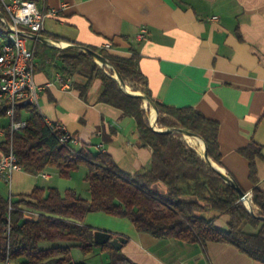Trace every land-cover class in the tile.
Segmentation results:
<instances>
[{"label":"crops","instance_id":"crops-1","mask_svg":"<svg viewBox=\"0 0 264 264\" xmlns=\"http://www.w3.org/2000/svg\"><path fill=\"white\" fill-rule=\"evenodd\" d=\"M35 2L43 11L56 10L45 17L44 40L31 36L27 41L33 49L34 81L42 86L36 106L45 120L62 124L80 146L108 153L127 174L145 169L152 148L140 142L133 117L99 101L101 80L93 79L82 97L77 85L86 77L75 73L64 78L56 68L60 54L76 49L70 44L115 56L134 55L154 101L192 107L217 123L220 164H215L249 194V204L255 185L241 150L251 143L260 146L254 165L256 186L264 191V0ZM141 28L145 36L138 39ZM67 79L70 87L64 83ZM15 171L51 178L46 170L42 172L47 176ZM151 187L160 194L166 191L161 181ZM227 221V215H218L214 223L225 228ZM120 223L112 234L127 238L121 251L138 264H261L230 243L156 238L136 231L128 220ZM257 229L245 226L249 232Z\"/></svg>","mask_w":264,"mask_h":264},{"label":"trees","instance_id":"trees-1","mask_svg":"<svg viewBox=\"0 0 264 264\" xmlns=\"http://www.w3.org/2000/svg\"><path fill=\"white\" fill-rule=\"evenodd\" d=\"M0 12L5 19V22L0 19V40L5 41L11 19L1 5ZM88 47L110 65L100 67L87 52L72 49L60 54L57 70L64 78L75 73L86 77L84 84L77 85L82 97L91 81L99 78L102 83L99 101L134 118L140 142L152 148L151 160L145 169L127 174L108 153L86 145L74 147L69 141L60 142L62 132L47 124L36 105L21 101L16 104L15 120H24L25 126L13 132L5 106L0 107L2 151L7 152L11 145L21 168L34 175L54 168L61 177H69L84 166L89 189L88 198L73 189L62 192L55 186L42 185L15 196L0 193V264H76L72 248L88 255L95 247L108 252L109 264H138L109 242L96 244L95 229L83 223L91 212L127 219L136 231L156 238L230 243L264 264V219L260 218L264 217V191L256 186L254 165L260 146L251 143L241 150L249 160V179L255 185L249 210L239 201L234 186L205 161L202 152L189 144L184 134L170 130L196 133L204 140L210 159L220 164L217 123L192 107L177 108L154 101L145 88V78L134 55L115 56ZM119 83L130 91H142L153 102L155 109L150 117L157 129L151 126L142 100L124 92ZM157 181L166 186L162 194L151 187ZM186 196L190 199H185ZM207 211L213 214L206 216ZM218 215L228 216L225 228L215 225ZM246 225L258 229L249 232Z\"/></svg>","mask_w":264,"mask_h":264},{"label":"built area","instance_id":"built-area-1","mask_svg":"<svg viewBox=\"0 0 264 264\" xmlns=\"http://www.w3.org/2000/svg\"><path fill=\"white\" fill-rule=\"evenodd\" d=\"M0 5L11 19V23L7 26L10 28V34L18 38L22 46V53L15 71L7 72L8 50L4 44L0 43V107L5 106V116L8 120L10 132H13L25 126L24 120H15L16 104L21 101L37 105L38 92L42 89V86L37 85L34 81L33 49L27 41L31 36L44 40L41 31L44 28L45 17L48 14H54L56 10L51 8L43 11L38 8L35 0H0ZM0 19L5 22L3 15H0ZM214 19H216V16H214ZM144 36L145 28H141L137 38L143 39ZM106 46L108 47V44ZM58 80L62 81V78L58 77ZM64 83L67 87L71 85L69 79ZM145 107L147 106L145 105ZM46 122L54 130L62 132L59 138L60 142L69 141L72 146L80 147L77 139L68 134L62 124L47 120ZM20 169L22 168L11 145L7 152H0V178L7 185L10 186L12 172ZM40 174L47 176L43 172H40Z\"/></svg>","mask_w":264,"mask_h":264},{"label":"rangeland","instance_id":"rangeland-1","mask_svg":"<svg viewBox=\"0 0 264 264\" xmlns=\"http://www.w3.org/2000/svg\"><path fill=\"white\" fill-rule=\"evenodd\" d=\"M97 63L98 65L101 64L98 61ZM142 105L149 118L152 112L151 106L148 104V107H145L143 102ZM184 138L189 144L195 147L198 152H202V145L198 139L190 136H185ZM46 171L51 174V178L47 180L38 177L35 179L34 176L28 175L24 172L16 173V171H14L10 179V186L5 182H0V193L5 197H9L10 194L15 196L19 193H26L30 191L34 184H42L46 186H55L62 192L67 189H73L83 197H89V189L88 183L85 180L84 166L74 170L69 177H61L54 168H48ZM88 220L90 222H88ZM123 220L127 219L107 215L103 212H91L85 217L86 224L92 226L94 229L106 230L111 234L122 226V223L120 222ZM71 255L73 262L76 264H109L108 252L102 250L100 247H95L88 255L83 254L78 248H72Z\"/></svg>","mask_w":264,"mask_h":264},{"label":"water","instance_id":"water-1","mask_svg":"<svg viewBox=\"0 0 264 264\" xmlns=\"http://www.w3.org/2000/svg\"><path fill=\"white\" fill-rule=\"evenodd\" d=\"M0 15H2V13L0 12ZM72 45L74 48L82 50L84 52H87L88 54H90L91 56H93L99 63H101L102 65H109L108 62H102L100 59L103 58L97 51H94L92 49H90L87 46L84 45H80V44H70ZM114 78L117 80L118 79V75L115 74ZM119 87L126 93L129 94H134L136 96H138L142 102L144 103V105H146L148 107V104L151 106V111L153 112L155 109V106L153 104V102L142 92V91H130L126 88H124L122 86V84L119 83ZM151 112V113H152ZM151 126L154 129H157L152 120L151 117H149ZM170 130H175L177 132H181L182 134H184L185 136H190V137H194L198 140H201L202 142V154H203V158L205 159L206 162H208L214 169L218 170L221 174L222 179L229 183L232 184L234 186V188L237 191L238 194V199L239 201L243 202V204L246 206L247 209L250 210L249 208V194L246 193L245 191H243L241 189V187L234 181L232 180L230 177H228L223 171H221L216 164L210 159V157L208 156L207 152H206V145L204 140L198 136L196 133L184 130V129H170ZM251 214H254L252 211H250ZM261 219H264V217H260ZM94 240L96 242V244H103L106 242H109L110 245L115 249V250H120L122 248V245L127 241V238L122 236V235H114L111 236V233L108 231H104V230H95L94 231Z\"/></svg>","mask_w":264,"mask_h":264},{"label":"bare ground","instance_id":"bare-ground-1","mask_svg":"<svg viewBox=\"0 0 264 264\" xmlns=\"http://www.w3.org/2000/svg\"><path fill=\"white\" fill-rule=\"evenodd\" d=\"M7 39L4 41L0 40L1 44H4L6 49L8 50V58L6 60V71L7 72H14L17 63L20 59L21 53H22V46L21 43L19 42L18 38L13 37L10 34V28H9V33L7 34ZM102 62H105L104 58L100 59ZM201 142V140H199ZM202 145V142H201Z\"/></svg>","mask_w":264,"mask_h":264}]
</instances>
